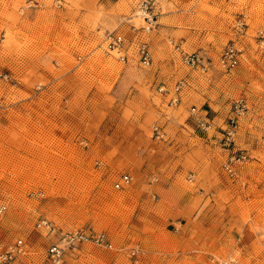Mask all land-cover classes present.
Listing matches in <instances>:
<instances>
[{"label": "rangeland", "instance_id": "1", "mask_svg": "<svg viewBox=\"0 0 264 264\" xmlns=\"http://www.w3.org/2000/svg\"><path fill=\"white\" fill-rule=\"evenodd\" d=\"M139 6L0 0V250L21 241L13 264H53L41 220L112 244L60 264H264V0H155L149 30L128 19ZM108 31L130 42L127 61L103 52ZM231 43L242 53L224 71Z\"/></svg>", "mask_w": 264, "mask_h": 264}, {"label": "built area", "instance_id": "2", "mask_svg": "<svg viewBox=\"0 0 264 264\" xmlns=\"http://www.w3.org/2000/svg\"><path fill=\"white\" fill-rule=\"evenodd\" d=\"M60 1V0H59ZM155 2V0H140V6L137 8L133 14L128 17L129 21H132L133 18H140L145 23L146 30H149L157 24L156 17L150 11H148V5ZM241 24V22H240ZM132 27L135 29V25L132 24ZM264 39V35L262 36ZM172 43V41H170ZM173 47L175 50L179 51L182 56V61L190 66L198 65L201 60L200 56L197 53H185L182 46L179 43L173 42ZM130 42L125 37L122 32L108 31L104 33L101 45L103 52L109 56H116L119 61L128 60V52ZM136 57L142 66H150L152 64V54L150 48L146 42L138 41L136 44ZM242 51L234 43H231L226 46L219 58V65L224 71H231L238 63L239 57ZM5 77V76H4ZM181 82L175 87V90L181 87ZM177 97H172L171 102L176 103ZM1 106V101H0ZM236 112L243 111L245 108L242 100L236 102L235 105ZM194 111V109H192ZM200 125L204 128H209L208 122L204 120L199 121ZM236 125V120L231 118V129L226 132L227 139H231L234 133V128ZM159 131L157 130V133ZM244 157V156H240ZM132 176L130 174H123L120 179L115 182V187L120 188L126 185H129L132 181ZM7 210V205L4 202L0 201V219L4 216ZM39 227H43L47 232L51 234H57V241L53 242L47 252L48 258L53 264H60L63 261L65 253L70 248H76L79 245L84 243H93L98 246H103L106 248H112V244L103 232H89L84 229H74L68 231L59 232L56 228L49 223L47 220H41L38 223ZM23 251V246L21 241H18L14 245L8 247L7 249L0 250V263L2 264H13L16 259L17 253ZM218 264H235L228 261H221Z\"/></svg>", "mask_w": 264, "mask_h": 264}, {"label": "crops", "instance_id": "3", "mask_svg": "<svg viewBox=\"0 0 264 264\" xmlns=\"http://www.w3.org/2000/svg\"><path fill=\"white\" fill-rule=\"evenodd\" d=\"M241 56V55H240ZM239 60H240V57H239Z\"/></svg>", "mask_w": 264, "mask_h": 264}]
</instances>
